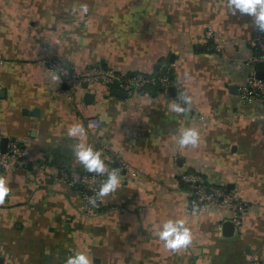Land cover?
<instances>
[{"label":"crops","instance_id":"obj_1","mask_svg":"<svg viewBox=\"0 0 264 264\" xmlns=\"http://www.w3.org/2000/svg\"><path fill=\"white\" fill-rule=\"evenodd\" d=\"M208 29L215 39H206ZM257 33L227 0H0V134L21 142L31 160L0 172L10 189L0 201V264H64L74 250L93 264L264 263V103L239 95ZM46 59L76 73L170 70L190 101L176 112V91L122 97L85 83L71 94L44 69ZM87 118L100 127L89 129ZM76 124L82 137L68 135ZM186 127L199 131L196 145L178 143ZM98 139L127 168L109 158L107 171L117 169L121 184L101 197L100 211L86 212L77 188L54 178L86 170L74 146ZM188 171L249 204L239 228L223 206L202 208L191 197ZM166 219L186 222L187 247L164 246Z\"/></svg>","mask_w":264,"mask_h":264},{"label":"built area","instance_id":"obj_2","mask_svg":"<svg viewBox=\"0 0 264 264\" xmlns=\"http://www.w3.org/2000/svg\"><path fill=\"white\" fill-rule=\"evenodd\" d=\"M206 39H215V32L208 29ZM251 55L246 63L252 66V70L247 81L239 89L240 99L246 103L260 102L264 103V79L258 77V67L264 66V33H257L249 42ZM221 50L220 47H217ZM42 66L49 73L58 75L62 84L72 94L77 90L80 84H101L110 89L123 91L127 95L144 93L154 88L165 96H169L171 88L176 91L175 99L181 105L185 106L183 100V88L178 84L171 74L170 70L162 69L151 75L143 73L129 74L119 71L112 67L92 66L85 69L82 73L74 72L70 67L65 66L62 62L55 59H46ZM86 125L89 129H98L100 122L96 118H87ZM2 135L0 134V172H10L14 166L30 163L28 150L24 145L17 141L11 140L7 143L6 151L3 152L1 143ZM96 149L101 152L105 161L109 158L114 159L119 168H127V163L120 156H110L111 148L105 139H98ZM113 169L109 168L111 172ZM106 178L105 175L90 173L87 170L83 172L72 171L70 169L59 170L55 176V181L71 188H77L83 199L86 201V212L101 210V197L96 193ZM183 180L188 184L191 197L202 207L206 208L211 205H221L231 213V221L236 227L242 225L243 215L250 209L248 203L242 201L235 191L228 190L226 186H216L209 184L203 172L188 171ZM96 200L93 204L90 201ZM243 264H264L261 261L250 259Z\"/></svg>","mask_w":264,"mask_h":264},{"label":"clouds","instance_id":"obj_3","mask_svg":"<svg viewBox=\"0 0 264 264\" xmlns=\"http://www.w3.org/2000/svg\"><path fill=\"white\" fill-rule=\"evenodd\" d=\"M227 9L232 15H236L237 13L250 15L257 29L264 32V0H227ZM183 100L185 103H188L190 97L185 95L183 96ZM172 107L176 112L185 111L184 106L180 103H176ZM68 135L82 137L85 135V130L82 125L76 124L68 129ZM199 135V131L196 128L186 127L179 132L178 143L181 146L196 145L199 141ZM73 151L77 160L88 172L100 175L106 174V178L102 181L96 193L97 197H103L120 186V172L115 168L111 172H108L101 152L92 144L77 143ZM9 190L8 179L0 176V201L9 193ZM90 202L95 204L96 200L92 199ZM158 235L166 248L174 250L187 247L191 241V231L183 219H166L162 221ZM64 264H93V261L87 252L74 250L73 254L66 257Z\"/></svg>","mask_w":264,"mask_h":264},{"label":"water","instance_id":"obj_4","mask_svg":"<svg viewBox=\"0 0 264 264\" xmlns=\"http://www.w3.org/2000/svg\"><path fill=\"white\" fill-rule=\"evenodd\" d=\"M258 77L261 78V79H264V71H258ZM85 87L87 88L88 85L86 84ZM114 93L117 94L118 96L126 97V93H124L123 91L115 89ZM171 94L172 95L175 94V89L174 88H171ZM87 97L92 98L93 96H92V94H87ZM7 143H8V140L6 138H4L2 140V143H1V147H2L3 152L6 151ZM228 225L232 226L230 223Z\"/></svg>","mask_w":264,"mask_h":264},{"label":"trees","instance_id":"obj_5","mask_svg":"<svg viewBox=\"0 0 264 264\" xmlns=\"http://www.w3.org/2000/svg\"><path fill=\"white\" fill-rule=\"evenodd\" d=\"M258 68H260V69H261V68H264V66H260V67H258ZM171 74H172V73H171ZM79 172H80V171H79Z\"/></svg>","mask_w":264,"mask_h":264}]
</instances>
